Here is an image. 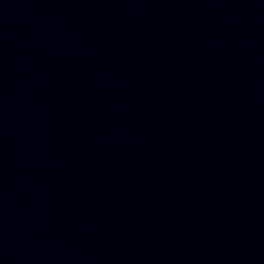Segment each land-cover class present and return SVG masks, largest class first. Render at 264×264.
Segmentation results:
<instances>
[{"label":"water","instance_id":"1","mask_svg":"<svg viewBox=\"0 0 264 264\" xmlns=\"http://www.w3.org/2000/svg\"><path fill=\"white\" fill-rule=\"evenodd\" d=\"M0 264H264V12L0 0Z\"/></svg>","mask_w":264,"mask_h":264}]
</instances>
